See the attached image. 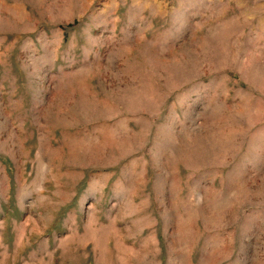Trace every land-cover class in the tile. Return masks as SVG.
<instances>
[{"label":"rangeland","instance_id":"1","mask_svg":"<svg viewBox=\"0 0 264 264\" xmlns=\"http://www.w3.org/2000/svg\"><path fill=\"white\" fill-rule=\"evenodd\" d=\"M0 264H264V0H0Z\"/></svg>","mask_w":264,"mask_h":264}]
</instances>
